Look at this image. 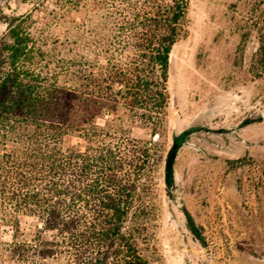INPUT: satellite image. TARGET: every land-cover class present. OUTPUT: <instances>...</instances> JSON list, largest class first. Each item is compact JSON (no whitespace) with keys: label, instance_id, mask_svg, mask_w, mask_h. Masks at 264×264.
<instances>
[{"label":"trees","instance_id":"obj_1","mask_svg":"<svg viewBox=\"0 0 264 264\" xmlns=\"http://www.w3.org/2000/svg\"><path fill=\"white\" fill-rule=\"evenodd\" d=\"M2 1L0 220L12 228L8 260L148 264L126 220L153 142L130 128L162 136L169 54L188 0H22L33 5L23 14L5 12ZM88 6H97L94 20L70 19ZM22 216L34 219L32 232Z\"/></svg>","mask_w":264,"mask_h":264},{"label":"rangeland","instance_id":"obj_2","mask_svg":"<svg viewBox=\"0 0 264 264\" xmlns=\"http://www.w3.org/2000/svg\"><path fill=\"white\" fill-rule=\"evenodd\" d=\"M2 5L10 14L33 6L22 0H3ZM96 7H80L70 19L94 20L90 15ZM5 31L0 22V35ZM53 33L61 34L60 28ZM171 54L162 136L136 123L130 128L132 137L153 144L126 225L134 229L148 264H263L264 118L236 135H191L199 149L179 148L174 192L167 191L163 179L174 124L178 132L191 125L229 128L264 116V0H188ZM129 115L123 114L127 123ZM179 191L206 244L190 232L178 206ZM21 227L32 232L34 219L22 216ZM11 239V226L0 220V264H14L6 251ZM43 264L62 260L49 258Z\"/></svg>","mask_w":264,"mask_h":264},{"label":"water","instance_id":"obj_3","mask_svg":"<svg viewBox=\"0 0 264 264\" xmlns=\"http://www.w3.org/2000/svg\"><path fill=\"white\" fill-rule=\"evenodd\" d=\"M171 58H172V54L170 52L169 61L171 60ZM171 99L173 101V95ZM263 118L264 116L262 115L258 119L262 120ZM249 119L250 117L243 120L241 124H238V125H235L229 128L224 127V126L212 127L209 125H191L185 130H182L180 132L177 131L176 124H174L170 131L171 145L167 151V154L164 160L163 185L167 189V191L174 192V162H175V158L177 156V152L179 148L183 145H187V146H191V147L199 149V146H197L194 142L189 140V137L191 135L195 133H199V132H205L208 134L210 133L227 134V135L234 134L240 128H242L244 124L248 123ZM178 200H179L178 206L184 214V217H185V220H186V223H187V226L190 232H192L197 238H199L204 244H206L204 238L202 237V231L200 227L196 225L192 214L190 213V211L188 210V208L186 207L184 203L181 191L178 192Z\"/></svg>","mask_w":264,"mask_h":264},{"label":"flooded vegetation","instance_id":"obj_4","mask_svg":"<svg viewBox=\"0 0 264 264\" xmlns=\"http://www.w3.org/2000/svg\"><path fill=\"white\" fill-rule=\"evenodd\" d=\"M262 115H263V114H260L259 116H250L249 122L246 123V124H244L243 127H244L245 125L249 124V123H253V122H255V121H260L258 118H259L260 116H262ZM241 123H242V122H241ZM241 123H240V124H241ZM243 127H242V128H243ZM240 129H241V128H240ZM240 129H239V130H240ZM237 132H238V131H237ZM237 132H235L233 135H236ZM263 264H264V263H263Z\"/></svg>","mask_w":264,"mask_h":264}]
</instances>
